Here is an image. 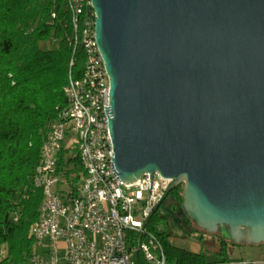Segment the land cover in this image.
Returning a JSON list of instances; mask_svg holds the SVG:
<instances>
[{"label": "water", "instance_id": "obj_1", "mask_svg": "<svg viewBox=\"0 0 264 264\" xmlns=\"http://www.w3.org/2000/svg\"><path fill=\"white\" fill-rule=\"evenodd\" d=\"M121 180L183 184L197 227L264 242V0H92Z\"/></svg>", "mask_w": 264, "mask_h": 264}, {"label": "trees", "instance_id": "obj_2", "mask_svg": "<svg viewBox=\"0 0 264 264\" xmlns=\"http://www.w3.org/2000/svg\"><path fill=\"white\" fill-rule=\"evenodd\" d=\"M50 40L56 42L54 48L40 46ZM74 49L67 0H0V264H31L33 256L42 254L32 225L44 196L33 185V175L49 127L67 104L64 89L70 71L76 77L83 71V53L76 55ZM58 172L60 195H75L84 178L77 148L61 150ZM182 194L179 184L169 197L182 201ZM145 227L162 242L171 264L236 260L228 255L224 241L220 261L175 246L161 206Z\"/></svg>", "mask_w": 264, "mask_h": 264}, {"label": "built area", "instance_id": "obj_3", "mask_svg": "<svg viewBox=\"0 0 264 264\" xmlns=\"http://www.w3.org/2000/svg\"><path fill=\"white\" fill-rule=\"evenodd\" d=\"M67 6L70 9V0H67ZM90 28L92 30L91 15ZM91 73V101H83L80 92L82 73L72 78L71 100H67L62 107L64 121H58L57 144L48 148L44 174L49 176L51 200L46 201V216L38 239L41 244L48 240V256L36 255L31 264H80V257H84L82 243H89L92 264H170L162 242L145 226L172 179L163 177L159 172L154 174L153 179L149 172H144L132 183L120 179L114 163L115 151L109 128V120L113 116L110 77L97 43H91ZM97 95H104L107 99L108 119L104 127H97V122H94ZM85 113H92V124L84 127L85 148L79 152L92 158L95 183L88 187L87 220H78L80 186L75 195L61 196L57 190L60 175L59 172H52L51 158H57L59 146L74 148L75 133L77 127H83L82 114ZM82 223L91 226V239H84ZM137 239L139 246L133 245ZM218 264L243 262L229 260Z\"/></svg>", "mask_w": 264, "mask_h": 264}, {"label": "bare ground", "instance_id": "obj_4", "mask_svg": "<svg viewBox=\"0 0 264 264\" xmlns=\"http://www.w3.org/2000/svg\"><path fill=\"white\" fill-rule=\"evenodd\" d=\"M70 14L75 35V49L74 53L77 55L79 51H82L84 58V67L82 71L83 80L80 84V92L83 95V101H91L92 94V73H91V43H97L95 25H96V13L93 7L92 0H70ZM90 15L92 21V30L90 28ZM76 32V34H75ZM91 36V37H90ZM74 65V59L71 62V66ZM74 75L70 71L69 82L66 85L64 92L67 100H71V84ZM94 122H97V127H104L106 119H108V106L107 99L104 95H97L95 99ZM57 120H53L51 123L47 136L42 145L41 160L36 167L33 175V185L43 191V202L39 207V217L32 225V233L37 239H40V228H43V222L46 216V201L51 200V184H49V176L44 174V166L46 165V157H48V148H54L57 144V132L59 130L58 121H64V110L60 107L57 111ZM92 124V113L82 114V126L77 127V133H75L74 148L78 151H83L85 148V133L84 127H90ZM66 146H59V152H57V158H51V170L52 172H58V161L61 150ZM82 167L84 169V178L80 185V193L78 194L77 206V218L78 220H87L89 215V188L95 183V172L92 164V158L83 152H79ZM82 232L84 239L92 238V228L89 223H82ZM82 250L84 257H80V264H92V252L89 248V243H82ZM36 256V255H35ZM31 261H34V256Z\"/></svg>", "mask_w": 264, "mask_h": 264}, {"label": "rangeland", "instance_id": "obj_5", "mask_svg": "<svg viewBox=\"0 0 264 264\" xmlns=\"http://www.w3.org/2000/svg\"><path fill=\"white\" fill-rule=\"evenodd\" d=\"M56 42L53 40L40 42L44 49L54 48ZM172 243L185 250L204 254L209 261H220L224 258L221 255V243L227 241L229 234L223 230L218 232H208L205 230H192L180 233L170 232ZM45 247L42 248V254L48 256L46 252L47 240L43 241ZM133 245L139 246V239L133 242ZM230 258L242 261L243 264H264V244L256 246L239 245L234 242H227L225 245ZM167 256V255H166ZM168 263L169 260L167 258ZM171 264V263H170Z\"/></svg>", "mask_w": 264, "mask_h": 264}, {"label": "flooded vegetation", "instance_id": "obj_6", "mask_svg": "<svg viewBox=\"0 0 264 264\" xmlns=\"http://www.w3.org/2000/svg\"><path fill=\"white\" fill-rule=\"evenodd\" d=\"M169 193L163 202L166 207V209L163 210V215L165 217L166 226L169 232L182 233L184 231L188 232L195 229L196 230L200 229L197 227V224L195 220L192 218V216H190V214H188L184 210L183 200L180 201L179 199H176L172 196L169 197ZM219 231H223V229ZM229 241L233 242L229 237L227 241L224 242L227 243ZM262 244H264V242L258 243L256 244V246ZM239 245H248V243H239ZM250 245L254 246L255 244H250Z\"/></svg>", "mask_w": 264, "mask_h": 264}, {"label": "crops", "instance_id": "obj_7", "mask_svg": "<svg viewBox=\"0 0 264 264\" xmlns=\"http://www.w3.org/2000/svg\"><path fill=\"white\" fill-rule=\"evenodd\" d=\"M46 240H47V239H46ZM41 245H42L41 248H44V247H45L44 243H42ZM46 245H47V247H46V252L48 253V240H47V244H46Z\"/></svg>", "mask_w": 264, "mask_h": 264}]
</instances>
